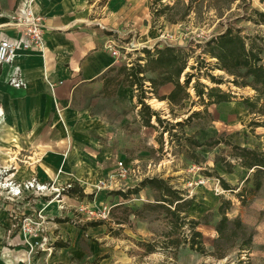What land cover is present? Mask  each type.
Here are the masks:
<instances>
[{"label": "rangeland", "instance_id": "obj_1", "mask_svg": "<svg viewBox=\"0 0 264 264\" xmlns=\"http://www.w3.org/2000/svg\"><path fill=\"white\" fill-rule=\"evenodd\" d=\"M233 1L149 0L148 13L152 19L162 18L176 27L179 25L172 33L182 37L183 46L173 47L187 55L180 82L187 76L194 77L187 89L189 98L179 106L167 102L164 112L153 110L159 107L152 101L160 97L159 88L153 95L149 92L150 83H145L144 103L150 116L154 112L159 117V121L150 117L149 124H145L148 112L139 105L140 92L135 87L131 88L130 102L114 99L116 120L128 116L131 121L116 127L114 140L117 157L137 173L129 180L118 179L112 173L95 181L91 194H86L89 189L84 183H75L83 195L91 197L69 195L66 190L57 195L22 191L14 196L10 184L21 185L31 178L14 177L17 165L3 163L7 162L4 153L9 157L11 153L2 141L5 123L0 119V264H264V178L260 189L254 190L252 170L241 167L235 149L264 151V89L254 91L244 70L236 87L233 76L217 70L216 59L210 58L206 47L216 37L210 36L211 31L224 33L229 28L233 35L243 39L246 51L257 55L259 65L264 66V0ZM191 11L195 17L188 19ZM212 25L214 30L209 27ZM114 27L107 26L104 33L117 45L126 47L130 42L120 38ZM178 39L171 43L178 44L175 43ZM165 46L160 43L140 48L130 53L131 62L146 59L143 49L153 51ZM115 74L107 72L104 77L110 80ZM145 77L157 79L158 75L147 73ZM210 77L221 85H213ZM196 82L204 86L205 92L212 87L222 92H247L250 97L235 96L230 103L245 107L243 99L255 102L250 122L236 128L222 122L212 123L206 97L202 101L196 95ZM242 83L248 86L242 87ZM119 87L123 85L108 84L104 97L110 100ZM106 104L105 101L100 107H112ZM252 121L259 123L261 129L250 127ZM6 122L9 125L11 119ZM151 179L164 181L188 204L182 207L181 216L186 219L181 229L178 227L181 221L165 208L172 212L182 201L171 206L159 201L161 194L147 183ZM50 183L61 191L74 182ZM221 208L230 221L239 220L244 231H236L239 238L218 243L217 252L213 246L217 238L215 228L222 218ZM189 221L198 223L196 231L201 233L206 251L203 255L187 245L191 237Z\"/></svg>", "mask_w": 264, "mask_h": 264}, {"label": "crops", "instance_id": "obj_2", "mask_svg": "<svg viewBox=\"0 0 264 264\" xmlns=\"http://www.w3.org/2000/svg\"><path fill=\"white\" fill-rule=\"evenodd\" d=\"M16 8L43 17L45 28L40 50L17 51L15 65L21 68L25 89L5 84L8 67L0 70L2 141L11 153L10 157L4 153L3 163L16 164L13 175L21 180H71L84 183L86 194H91L95 181L110 176L116 162L122 161L114 144L116 127L131 122L128 116L117 121L114 106L116 98L128 103L131 88L119 87L110 100L102 93L104 75L120 65L104 48L111 39L104 31L116 25L114 32L140 45L139 50L160 43L183 46L182 37L172 33L179 25L152 19L149 0H30L25 5L22 0H0V39L12 43L22 37V28L10 17ZM193 11L188 19L195 17ZM209 27L214 30L215 25ZM213 32L211 37L223 33ZM176 38L178 44L171 43ZM172 90L170 84L164 85L158 95L167 96ZM232 94L251 96L242 91ZM105 101L112 107L101 108ZM152 101L159 106L153 109L156 112L168 107L167 101ZM206 110L212 123L236 128L250 122V112L239 103L211 104Z\"/></svg>", "mask_w": 264, "mask_h": 264}, {"label": "trees", "instance_id": "obj_3", "mask_svg": "<svg viewBox=\"0 0 264 264\" xmlns=\"http://www.w3.org/2000/svg\"><path fill=\"white\" fill-rule=\"evenodd\" d=\"M167 9V6H165ZM164 10V9H163ZM160 11H157L159 13ZM264 16V15H263ZM206 47L209 48L207 54L212 59H216L217 70L226 72L229 76H233L234 80L232 83L238 87L237 79L241 76V71L244 70V76L251 78V87L254 91L259 92V88L264 89V66L259 65L260 59L257 55L251 51H246L243 39L238 35H233L232 31L228 28L226 31L206 43ZM142 53L145 54L146 59H138L137 62L132 63L131 67L126 65H120L118 67L111 68L108 72H116L115 76L110 80L103 78L104 85L102 93L105 92L106 87L110 83H115V86L123 85L125 87L133 88L139 90L140 95L138 98V103L148 112L145 124H149L150 117L154 116L157 121L159 117L157 113L152 112L150 116V109L148 105H145L144 100L146 99V91L144 90V85L146 82L150 83L149 92L157 93L156 90L164 85L172 84L174 86L173 90L167 96L156 97L159 101H167L170 106H179L183 101L189 98L187 93L188 85L192 75L187 76L183 83L180 82L181 74L184 72L187 66V55L182 49H177L173 46H165L162 49H154L150 51L149 49H143ZM140 61H144L141 64ZM147 73H157V79H146L145 75ZM121 78V79H120ZM210 81L213 85H221V82H217L214 77H210ZM216 81V82H215ZM242 87H247L246 83L241 84ZM197 97L202 101L204 96L205 104H219L223 102H230L231 99L235 98L230 91L222 92L217 87H212L204 91V86L199 82L195 83L194 86ZM243 104L249 109L250 114H255L253 109L255 108V102L249 98L243 99ZM259 123L252 121L250 127H258ZM178 126L181 123H177ZM203 145V144H202ZM200 145V146H202ZM199 146V145H198ZM238 151L237 158L241 161L240 165L242 168L247 170H252L255 183L254 190H259L264 178V151L259 152L257 150H250L246 148L235 147ZM147 183L151 187L161 194V199L159 200L164 203H168L170 206L175 202H181L182 205L176 204L174 211H170L165 208L170 214L175 215L181 223L178 227L181 229L185 223V216H181L182 207H187L186 201L175 190H172L164 181L151 179ZM222 186L225 190H228V186L221 181ZM69 195H78L80 197H91V195H83L81 189L75 183L70 184V188L66 191ZM230 205L229 201L225 202ZM220 214L222 216L221 220L218 222L215 230L217 233V238L214 242L215 250H219L218 243L222 241H227L233 237L234 239L239 238L236 231L243 232V227L239 220L230 221L226 217V212L221 208ZM181 216V217H180ZM190 225V241L187 242L189 249L195 251L199 254H205V246L203 244L202 235L199 231H196L198 225L197 222L189 221Z\"/></svg>", "mask_w": 264, "mask_h": 264}, {"label": "built area", "instance_id": "obj_4", "mask_svg": "<svg viewBox=\"0 0 264 264\" xmlns=\"http://www.w3.org/2000/svg\"><path fill=\"white\" fill-rule=\"evenodd\" d=\"M30 0H22V4L25 5ZM11 21L22 28V37L12 43L6 38L0 39V70L3 67H8V76L6 78V84L14 89H25L26 84L21 77V68L15 65V60L17 58L18 49L23 50H40L43 45V31H44V21L43 17L39 15H32L30 10L18 9L13 12L10 16ZM168 46V45H167ZM104 48L112 55L115 60L126 66H131L130 53L138 51V47L132 43H128L126 47H121L116 44L113 39H108ZM115 176L121 180H129L130 177L135 176L136 171L132 166L126 165L123 161H117L115 165ZM10 188L11 193L14 196H18L22 191H33L37 194H51L57 195L60 192L67 191L70 185H66L58 190V187L54 183H43L39 182L36 178H31L24 184L11 183ZM93 214V213H91Z\"/></svg>", "mask_w": 264, "mask_h": 264}, {"label": "bare ground", "instance_id": "obj_5", "mask_svg": "<svg viewBox=\"0 0 264 264\" xmlns=\"http://www.w3.org/2000/svg\"><path fill=\"white\" fill-rule=\"evenodd\" d=\"M6 84V83H5ZM156 107V106H155ZM2 117L0 116V119H1ZM0 127H2V122L0 121Z\"/></svg>", "mask_w": 264, "mask_h": 264}]
</instances>
